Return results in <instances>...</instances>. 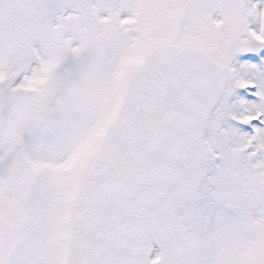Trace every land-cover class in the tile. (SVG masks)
Returning <instances> with one entry per match:
<instances>
[{"label":"snow or ice","instance_id":"6c2138e0","mask_svg":"<svg viewBox=\"0 0 264 264\" xmlns=\"http://www.w3.org/2000/svg\"><path fill=\"white\" fill-rule=\"evenodd\" d=\"M0 264H264V0H0Z\"/></svg>","mask_w":264,"mask_h":264}]
</instances>
